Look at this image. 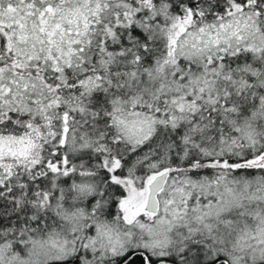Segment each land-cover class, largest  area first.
<instances>
[{
	"label": "snow or ice",
	"instance_id": "obj_1",
	"mask_svg": "<svg viewBox=\"0 0 264 264\" xmlns=\"http://www.w3.org/2000/svg\"><path fill=\"white\" fill-rule=\"evenodd\" d=\"M0 264H264V0H0Z\"/></svg>",
	"mask_w": 264,
	"mask_h": 264
}]
</instances>
